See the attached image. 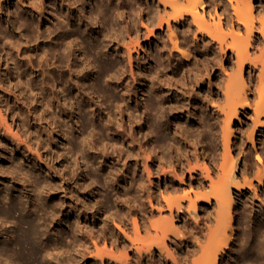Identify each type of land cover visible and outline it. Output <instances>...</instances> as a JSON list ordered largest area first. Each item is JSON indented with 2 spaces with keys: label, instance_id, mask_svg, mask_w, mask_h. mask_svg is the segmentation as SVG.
Returning <instances> with one entry per match:
<instances>
[{
  "label": "bare ground",
  "instance_id": "1",
  "mask_svg": "<svg viewBox=\"0 0 264 264\" xmlns=\"http://www.w3.org/2000/svg\"><path fill=\"white\" fill-rule=\"evenodd\" d=\"M3 1L0 0V8L3 7ZM7 1H12L13 9L8 7L10 18L5 20L6 25L4 20H0V28L5 26L14 30L16 25L22 32L23 42L28 43L24 50L21 48L25 57L18 60L31 69L29 73L35 74L36 80L34 83L29 78L23 81L25 73L20 70L21 64L17 60H11L15 68L13 76L17 83L26 81V90L34 92L35 103L29 108H35L34 114L39 125L45 127V122L51 138L70 143L66 153L73 149V163H78L80 157L84 164L91 157L97 159L98 168L106 176L103 186L106 184L116 189L120 178L127 180L130 173L128 159L132 155L136 168L139 170V165H142V169L140 175H135L133 169L130 183L139 194L148 190L146 199L139 202L137 210H145L146 216L157 213L160 217L154 221L141 217V225L134 218L131 227L132 233H135L133 237L124 227L127 225L123 215L126 210L121 205L122 224L112 219L117 230L113 229L108 215H103L99 206H94L96 202L90 204L83 197L82 203H74L72 192L75 187L70 178H66L65 173L58 174L47 159L40 155L38 163L35 165L36 159H33L34 165L31 166L32 171L41 176L38 181L31 179L25 184L13 174L0 172L4 180L20 185L21 194L27 197V201L31 200L32 193L39 201L40 210L45 213L43 217H35L33 208L28 207L22 215L14 217L16 211L24 208L18 206L19 202L17 204L4 199L0 189V264H78L85 261L97 264L98 258L100 264H132L130 252L135 257H142L148 247L151 251L149 245L143 250L137 245L136 240H144L140 236L141 231L148 238L159 240L160 249L166 251L164 253L170 258L171 264H176V243L182 242L180 237L183 234L178 224L179 218L189 216L199 225V203L205 206L214 204L216 224L207 227L206 232V228H200L204 231L202 236L205 241L202 240L205 244H198L201 253L192 260V264H218L221 254L230 245L232 210L236 203L234 190L255 188L252 180L240 183L236 174L243 149L239 143L233 145V137L237 136L233 127L242 122L241 113L244 109L251 107L253 125L248 131L239 129V132L241 136L246 133L254 147L257 130L264 126V120L261 119L264 116V45L260 51L256 48L259 51L256 55L249 52L252 40L264 41V15H255V11L264 12V0H259L258 7L253 6L255 0ZM90 1L94 4L92 8H88ZM210 4L214 5L217 18L212 17ZM229 12L235 16L234 20ZM23 29L28 33L24 34ZM3 37L10 40V35L4 33ZM152 38L158 40L155 42L157 52L153 57L155 69L147 66V62H150L145 60L147 55H140L141 52L145 54L143 44H151ZM202 47L206 50L204 61L199 51ZM227 49L236 57L233 74L226 73L223 68L222 60ZM216 53L219 54V69L224 72L221 74L222 86H219L222 95L219 97L218 94L206 93L202 102V111L206 113L197 114L200 88L210 81L211 71L218 61L214 59ZM175 59L179 63L177 66L173 64ZM246 62H251V67L258 70L252 100L246 94L249 83L243 78ZM177 69L182 73L179 77ZM2 89L0 84V92ZM23 96L17 90L16 101L22 102ZM99 96H104L108 103L103 105ZM8 109L14 117L17 109L7 106ZM209 113L214 114L220 125L223 144L222 152L214 154L209 160L218 171L216 179L207 161L210 156L205 155L207 146L203 144L212 126ZM71 118H76L74 125L68 123ZM180 118L186 119L183 120L186 126L182 125ZM188 125L189 128L195 125L202 127V130L192 135L187 129ZM172 126V138H176L180 144L176 146L177 150L183 149L188 154L178 151L179 157L172 159V170H166L160 160L156 162L161 156L153 155L158 149L152 143L156 140L165 141L163 129L166 127L171 130ZM29 133L30 130L25 127L21 136H29ZM76 133L80 140L76 139ZM152 133H155L153 141ZM107 137L112 138L110 144L105 140ZM117 140L121 145H117ZM32 141L38 144V139ZM19 143L17 140L13 142L15 150H18ZM108 144L116 153L115 163L119 165V174L116 169H112L115 168L113 162L111 167L108 165L109 159L113 157L106 156L101 149H107ZM36 149H39L38 145ZM24 151H20V154L25 155ZM66 153L63 154L62 164L65 161L68 172H71ZM255 154V158L261 162L260 154ZM187 173L189 180L186 179ZM155 174L158 179L169 178L171 183L166 181L164 187H156L153 180ZM79 179L82 181L79 193L91 195L97 184L85 174ZM255 179L259 183L262 181L261 176ZM181 190L184 191L181 195L165 196L163 193H178ZM60 193L62 197H55ZM67 197L71 203L64 205L63 201ZM116 197L117 203L121 202V197ZM145 201L149 205L148 209H145ZM67 206L70 207L67 214L75 212L71 220L73 223L66 230L51 231L52 227L64 220L60 219L59 213ZM87 215L93 216V225H87L86 218L85 224L81 223L79 217ZM9 221H13L10 229L3 225V222ZM99 222L101 225L94 228ZM169 233L172 237L169 238L170 244H167ZM99 236L110 239L109 249L97 245L95 237ZM257 240V244H261L260 248L264 249V243L262 245ZM119 248L126 250L119 251ZM263 260H260L262 264Z\"/></svg>",
  "mask_w": 264,
  "mask_h": 264
},
{
  "label": "rangeland",
  "instance_id": "2",
  "mask_svg": "<svg viewBox=\"0 0 264 264\" xmlns=\"http://www.w3.org/2000/svg\"><path fill=\"white\" fill-rule=\"evenodd\" d=\"M49 0H46L48 2ZM253 1V0H252ZM3 7L0 8V20H4V25H6V19L10 18V14L8 12V7L9 9H13L12 1L6 3V0L2 2ZM259 0L253 1V6L258 7ZM11 5V6H10ZM217 8L220 7V3L217 4ZM94 7V4L90 1L88 2V8ZM210 11L212 17H216V12H214V5L210 4ZM221 8H218V12L220 13ZM232 16V19H235V16L232 14V12H229ZM255 15L257 17H260L264 15V12L262 13H257L255 11ZM220 16H224V14H220ZM225 18L223 17V20ZM243 27H241V31L243 32ZM227 31V30H226ZM24 34L28 33L26 29H23ZM10 35V40L5 39L3 37V34ZM20 28H17L15 25L14 30L13 29H8L7 27L3 26L0 28V48L2 47V50L0 49V84L2 85V91L0 92V172L3 174L8 172V174H13L14 176L17 177L19 182H25V184L29 183L30 180H40L41 176L36 173L35 171H32L31 166L34 165L33 159H36L35 165L38 163L39 156L43 159H47L49 164H51L58 172V174H63L65 173V177L70 178L72 181V186L75 187V190L72 192V199L74 200V203H82L83 202V197L87 198V201L89 203H94V205L99 206L100 212H103V215H108L109 221L112 219H115L117 222H120L122 224V221H120V206L124 205L126 212L123 214L127 220V225H124L126 228V231L135 237V233H132L131 227L133 226V219H137L139 222V225H141V217L143 219H149L151 221H154L160 217L159 214L154 213L153 215L146 216V213L144 212L145 210H137L139 207V202L141 200L146 199V195L148 190L140 192H136L133 189V185L130 183L131 176L133 175V169L135 170V175L138 174L140 175V171L142 169V165H139V170L136 168V164L134 163V157L131 155L130 158L128 159L129 163V169L130 173L127 175V180L121 179L120 178V184L117 185L116 189H113V186L107 187L106 184L103 186V182L105 180V174L102 173V171L98 168L97 166V159L90 158L88 161L86 160V163H82V159L80 157L78 163H73V157L75 156L74 153H72V150L66 153L68 147L70 146V143H61L60 141H57L53 138L50 137V129L47 124L44 125L45 127H41L39 125V121L36 118V113L35 108H29L32 105L34 106V92L29 91L28 89L24 87L25 82L23 83H17L16 79H14V73H15V68L13 67V60L19 61L18 64L20 63V70H24L23 72L25 73L24 77L22 78L23 81L27 80L29 78L33 83L36 80V76L33 73H29L31 69L29 70V67H27L25 64H23L22 60H18L20 58L25 57L24 54L25 52L22 51L25 49V46L28 45V43L23 42V38L21 35ZM256 34V33H255ZM21 35V36H20ZM143 38V36H141ZM158 41L156 39L151 40V44L149 43L148 45L143 44V47L145 49V54L143 52L140 53L142 57H145L147 55V58L145 60H150V62H147V66L152 67L155 69V62H153V57L157 52V47L155 45V42ZM263 40H256V41H251V45L249 46V52L253 53L254 55L258 54V52L263 48ZM6 45V47L4 46ZM255 47V49H253ZM22 48V50H21ZM259 48V51L258 49ZM10 49V50H9ZM200 56L201 60L204 61L206 60V50L200 48ZM5 52V53H3ZM7 53V54H6ZM145 55V56H144ZM219 54L216 53L214 59L218 60L219 59ZM227 55V56H226ZM6 56L8 57V60H6ZM178 53L176 57L178 58ZM212 56V55H210ZM12 57V59L10 58ZM34 58V55L32 56ZM12 60V61H11ZM236 57L232 54L231 50L227 49V54H225V58L222 60L223 63V68L226 69V73H234L236 69ZM235 61V62H234ZM174 66L178 65V60L175 59L173 60ZM154 65V67H153ZM251 62H246L245 67H244V72H243V78L249 83V88L246 90L247 97L252 100L254 95H255V80H256V74L258 72L257 69H254L251 67ZM26 67V68H25ZM220 67V60L216 61L213 70L211 71L210 74V81L209 83H204L201 88H200V97H199V104L197 108V114H202L204 115L206 111H202L204 109V104L202 102L206 98L205 95L208 92H211L212 94H218L219 97L222 95L221 90H220V85L222 84L221 81H223V76L221 77V74L223 75L224 72L223 70L219 69ZM184 68V66L182 67ZM27 69V70H26ZM136 69V68H135ZM138 69H136L137 71ZM176 74L179 77L181 73V70L177 69ZM249 73V74H248ZM33 74V75H31ZM31 77V78H30ZM249 77H251L249 79ZM255 78V79H254ZM251 81V82H250ZM253 82V83H252ZM222 86V85H221ZM18 91H21V94L24 96L22 97L23 100L22 102L16 101L15 95ZM98 99L103 102V105L108 103L107 99L104 96H99ZM19 104V105H17ZM8 108H14L17 109V113H15L14 117L9 114V109L6 110V107ZM33 110V112H32ZM17 114V115H16ZM253 110L251 107H247L244 109V111L241 113V118L242 122L238 123L235 125L233 128L236 131L237 136L233 137V145H241V149H243V154L238 160V167L236 174L239 176L238 178L239 181L241 180L240 183H244L245 180H252L253 186H255L254 191L251 188H244L241 191L234 190V195L236 199V203L233 207L232 213H233V231L231 233V238H230V245L225 248L224 253L221 254L220 260L218 264H262L261 259L263 260L264 258V249H261V244H257L258 240L262 242L264 241V126L259 127V130H257L256 134V144L253 147L251 143L248 141L246 133L243 134V136L240 135L239 129H245V131H248L252 125H253V120H252V115ZM208 115L212 116L211 117V128L208 129V134L203 142L204 145L207 146L206 154L209 155V159L207 158L208 163L210 164L209 160L210 158L216 153L220 154L223 150V144H222V139H221V130H220V125L218 122H216L215 118L213 117L214 114L209 113ZM76 118H71L70 121L68 122L69 125H74V121ZM173 119V118H171ZM213 119V121H212ZM261 119L264 120V116H261ZM182 120V125L186 126L183 120L186 119H181ZM25 127H28L30 130V135H22V131L25 129ZM187 129H190V132L192 135H197L198 131L202 130V127L198 126H191L189 128V125L187 126ZM146 129V128H145ZM144 129V130H145ZM171 130H167L165 127L164 133L166 134V139L165 141H153L155 138V133H152V140L155 145V148L158 149L154 156L158 157V155L161 156L160 159H157L156 162H159V160L163 163L162 166L166 170H172L173 164H172V159L175 157H179L178 151L182 150V153L188 154L187 152L183 151V149L177 150L176 146H180L178 143L179 141L176 138H172V132L174 130V127L172 126L170 128ZM211 132V133H210ZM205 136V135H204ZM38 139V146L39 149H36L37 145L33 143L32 140H37ZM76 139L80 140L77 137L76 133ZM109 139V140H108ZM19 141L20 145L18 146V150L12 146L14 141ZM105 140L109 142V144L112 141V138L110 139L107 137ZM143 141V138L141 139ZM107 142V143H108ZM117 145H121L119 140L116 141ZM119 142V143H118ZM108 144V147L101 148L103 151H105L106 156H112L113 158L109 159L108 165H110L113 162L115 164V168H112L113 170L116 169L117 174H119L120 171L119 165L115 163L117 156L115 151H113L112 147ZM159 147V148H158ZM13 149V151H11ZM105 149V150H104ZM25 150V155H21L20 151ZM201 150V148H200ZM113 151V152H110ZM236 149L234 154L236 155ZM66 153V158L69 160L71 163L70 169L71 172H68V168L65 166V161L62 164V158L63 154ZM255 153L260 154L262 161L259 162L255 158ZM30 155L29 157L26 156ZM57 154H60L57 156ZM108 160V159H107ZM218 163V159L216 160ZM212 176L213 178L216 179V176L218 177V174L216 171L217 169L212 167L210 164ZM245 168V169H244ZM154 170V169H153ZM245 171V173L243 171ZM10 171V173H9ZM12 171V172H11ZM239 171V172H238ZM68 172V173H67ZM217 175H216V174ZM259 173L258 176H261L262 181L259 183L255 178ZM38 174V176H37ZM86 176H91V179L93 180V183L97 184V187L94 188V191L91 195H81L79 191L81 190L80 185H81V179L80 176L82 175ZM243 174V175H242ZM261 174V175H260ZM73 176V177H72ZM122 177V175H120ZM155 174L154 177V183L156 187H164L166 184V181L168 183H171L170 179H165L161 178L158 179V176ZM195 177H197L195 175ZM243 177V178H242ZM244 177H247L246 179ZM187 180H189V174L187 173ZM214 179V180H215ZM243 179V180H242ZM6 182V183H4ZM6 187H3L4 184ZM92 183V184H93ZM131 187H130V186ZM12 186V187H11ZM100 186V187H99ZM28 187H30L28 185ZM9 188V189H8ZM257 188V189H256ZM0 189L1 194H3V198L8 200V201H14V202H19L18 206H22L24 210L21 211H16L14 214V217L20 216L25 212V209L30 207L32 209V214L35 217L45 215L42 211L40 210L41 206L38 203L34 197L33 194L31 193V200L27 201V197L23 196L21 194V187L18 184L13 183V181H8L4 180V178L0 177ZM13 189V190H12ZM16 189V190H15ZM187 190V188H186ZM6 191V193H5ZM7 191L9 192L7 194ZM123 192H125L123 194ZM157 192V190H156ZM183 190L179 191L178 193H167L164 191V195H181L183 194ZM53 196H55L53 194ZM63 195L60 193L59 195L55 197H62ZM116 196L121 197V202L117 203L118 198ZM127 197V198H125ZM67 197L64 201L63 204L66 205L70 200ZM123 198V199H122ZM129 198V199H128ZM125 199V200H124ZM146 202V201H145ZM147 203V202H146ZM36 205V207L32 206ZM145 206V209L149 208L148 203ZM147 207V208H146ZM165 207V206H164ZM208 207V208H207ZM69 206H67L66 209L61 211L59 213V217L61 220L60 223H57V226L52 227L50 230L51 231H57V230H66L69 226V224H72L71 222L72 218L75 216V212L67 214L69 210ZM214 204L213 205H203L202 203H199V225H196L194 220L188 216L185 218L181 217L179 218L178 224L181 225L183 229V234L181 235L182 242L181 243H176L178 246V251H176V258L177 262L176 264H192V260L197 258V256L201 253V249L199 246L201 244H205L203 240L205 241V237L202 236V233L210 228L211 226L214 227V223L216 224V221H214ZM205 209V210H204ZM22 213V214H21ZM37 214V215H36ZM164 214H168V212H165ZM16 216V217H17ZM43 217V216H42ZM85 218L87 219L86 224L87 225H93V216L92 215H87L86 217H79L81 223L85 224ZM213 219V220H212ZM43 219H40L41 221ZM193 221V222H192ZM112 223V221H111ZM5 224V227L8 229L11 228V224L13 225V221L9 222H3V225ZM59 224V225H58ZM194 224V225H193ZM207 224V225H206ZM56 225V224H55ZM101 225V223H97L94 228H97ZM210 225V226H209ZM203 226V227H202ZM113 229L116 228V226L112 223ZM208 227V228H207ZM56 228V229H55ZM202 228L204 231L202 232ZM117 230V228L115 229ZM262 233V235H261ZM140 236L144 237V240H136V243L140 248L143 250L150 246L145 253H143L142 257H135L134 253L130 252L129 253V258L131 259L132 264H171L170 258L165 255L164 252H166L164 249H160L159 247V240L156 239H151L148 238L146 233L141 231ZM172 237L169 233V237L166 239V243L170 244L169 238ZM249 237V238H248ZM247 238V239H246ZM263 238V239H262ZM67 239V238H66ZM203 239V240H202ZM261 239V240H260ZM246 240V241H245ZM249 240V241H248ZM257 240V242H256ZM95 241L97 242V245L99 247H104L109 249L110 247V239H104L102 236L95 237ZM252 244L249 245L251 242ZM105 242V243H104ZM107 242V245H106ZM247 242V243H246ZM200 243V245H198ZM253 243H256L254 246L252 245ZM260 243V242H258ZM259 247H258V246ZM119 247H121L119 245ZM170 247V246H169ZM255 248V249H254ZM259 248V250L257 249ZM257 249V251H256ZM124 249H120L119 251H124ZM262 253H259V252ZM115 253H117L115 249ZM258 254V255H257ZM262 254V255H260ZM259 255L261 257H259ZM254 259H253V258ZM261 258V259H260ZM251 259V260H250ZM259 260V261H258ZM264 261V260H263ZM91 261H85V262H79L78 264H90ZM97 264H100L99 258L97 259Z\"/></svg>",
  "mask_w": 264,
  "mask_h": 264
}]
</instances>
